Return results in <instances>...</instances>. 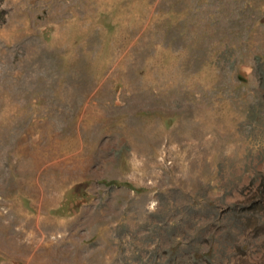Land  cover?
<instances>
[{
  "label": "rangeland",
  "instance_id": "obj_1",
  "mask_svg": "<svg viewBox=\"0 0 264 264\" xmlns=\"http://www.w3.org/2000/svg\"><path fill=\"white\" fill-rule=\"evenodd\" d=\"M264 0H0V264H264Z\"/></svg>",
  "mask_w": 264,
  "mask_h": 264
},
{
  "label": "trees",
  "instance_id": "obj_2",
  "mask_svg": "<svg viewBox=\"0 0 264 264\" xmlns=\"http://www.w3.org/2000/svg\"><path fill=\"white\" fill-rule=\"evenodd\" d=\"M258 74H260V78H261V77H264V75L262 76L261 72H260V73L258 72Z\"/></svg>",
  "mask_w": 264,
  "mask_h": 264
}]
</instances>
